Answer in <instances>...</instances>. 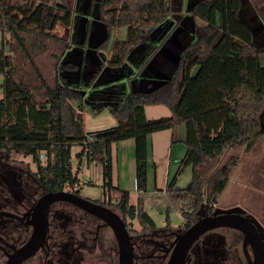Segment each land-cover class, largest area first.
<instances>
[{
    "label": "trees",
    "instance_id": "trees-1",
    "mask_svg": "<svg viewBox=\"0 0 264 264\" xmlns=\"http://www.w3.org/2000/svg\"><path fill=\"white\" fill-rule=\"evenodd\" d=\"M243 3L194 0L189 12L201 23L197 24L195 38L181 50L174 74L155 87L150 83L151 88L125 93L120 106L110 107L117 125L89 131L82 80L70 82L65 77L68 72L83 73L84 63L63 61L51 85L32 60L41 80V92L38 88L36 93L33 86L16 78L13 56L4 47L5 35L11 34L30 57L21 33L58 39L52 33L58 24H74L70 5L65 0H0V74L4 75L0 83L4 93L0 98V151L32 156L39 181L50 190H65L69 185L68 191L80 193L82 189L76 188L78 171L74 172L72 166V146L78 143L82 146L77 153L79 160L86 158L89 163L102 165L104 193L118 191V208L126 214L130 193L113 184V145L132 138L140 192L135 206L142 224L155 225L143 205L148 193V137L184 124L186 152L178 173L192 165L193 179L179 189L176 175L167 183L166 192L188 198L187 207L181 206V210L190 224L202 206L217 204L240 162L232 156L220 166L221 155L231 148L248 151L264 136V64L260 58L264 43L239 14ZM95 8L106 31L98 50H108L109 72L125 70L131 52L149 42L154 30L173 12L172 0H91V9ZM123 27L126 37L119 38L118 31ZM89 30L87 26V36ZM152 104L167 106L171 115L147 118L145 107Z\"/></svg>",
    "mask_w": 264,
    "mask_h": 264
},
{
    "label": "flooded vegetation",
    "instance_id": "flooded-vegetation-1",
    "mask_svg": "<svg viewBox=\"0 0 264 264\" xmlns=\"http://www.w3.org/2000/svg\"><path fill=\"white\" fill-rule=\"evenodd\" d=\"M94 25L90 19L89 32ZM87 26L83 34L86 36H77L78 43L85 40L86 45L90 44ZM37 171L38 168L19 163L12 154L0 151V264H121V244L113 227L116 223L120 226L119 220L125 223L131 237L133 264H168L186 231L199 218L214 215L218 208L217 204H205L190 224L185 219L179 227L168 224L159 228L156 223L142 224L137 207L132 219L129 207L126 214L118 208V200L114 203L111 197L92 199L82 192L76 193L110 207L119 216L118 220L112 215L105 219L81 201L56 200L48 204L49 194L59 191L40 182ZM249 214L252 212L247 209L244 215ZM258 222L253 231L254 243L235 228L206 231L189 248L185 264H255L256 254L260 252V259L263 256L264 245V224Z\"/></svg>",
    "mask_w": 264,
    "mask_h": 264
},
{
    "label": "rangeland",
    "instance_id": "rangeland-1",
    "mask_svg": "<svg viewBox=\"0 0 264 264\" xmlns=\"http://www.w3.org/2000/svg\"><path fill=\"white\" fill-rule=\"evenodd\" d=\"M193 1L194 0H172V14L165 22L155 29L151 35V40L143 44L144 46L140 49V56L137 57L139 65L142 66V64L147 63L150 60L147 67L149 68V71H154V67L158 64V59L161 61L160 55H157V52L163 45H167V42L165 44L164 42L167 40L168 36L171 35L169 41H167L170 43V46L173 45L171 51L173 53L170 55L168 67L170 70H173L174 74L181 50L185 44L191 42L195 38L197 24L201 23L198 19L195 21L189 12L190 5ZM65 2H67L71 8H74V4L76 5V0H65ZM244 2H248L249 4L247 7H243L239 14L243 19L248 20L251 25H254L253 28H255L254 31L257 35L256 37L258 39V37L262 35L259 39L261 40L260 43L263 44L264 0H244ZM257 17L259 21L257 20ZM92 19L95 23V28L93 31H90V46H92V41L97 42V38H102V36H104L102 29L103 24H100L99 26L98 19L94 17H92ZM76 21L70 27L58 24L52 31L58 39L46 38L32 32H22L21 35L25 38V44L29 50L30 57L22 52L18 41L11 34H6L4 38V47L5 50L13 56L16 68V78L33 86L35 92L38 93L40 91L39 86L41 85V80L36 69L32 66V60H34L46 81L51 85L55 84L56 78L59 75L58 66L60 63L70 59L79 63L83 56V49L79 47L80 50L74 51L73 48L74 44L78 43L75 41L78 40L77 36L81 34V36L85 37L86 35H83L85 33V23L82 22L81 24V22L77 21V23ZM177 24L178 26L176 28ZM121 32L122 36L125 38L126 28H121ZM164 46L162 48H164ZM156 49L158 50L156 51ZM107 51L108 50L106 49L104 52L105 55L107 54ZM153 54L154 56L151 57ZM260 58L264 64V53L261 54ZM87 67L89 68L90 65L88 64ZM136 70L137 69H135V71ZM3 79L4 75L0 74V83L3 82ZM149 82V78H138V80L135 78L130 81V83H127L126 86H128L130 90L151 88ZM152 84L154 85V83ZM36 90H38V92ZM3 94V90L0 88V98L3 97ZM37 96L40 97L38 94ZM170 113V109L165 105H153L148 108L149 116L162 117L169 115ZM262 119L264 122V113ZM180 131V128L177 126L173 137V144L175 143V146L172 152L170 150L169 139V134H171L172 130H161L154 134V159L157 163V180L156 184H154L153 172L155 167L151 161L150 184L148 187V193L143 200V205L144 209L151 215L159 228H165L168 224L172 227H179L185 223L186 219L181 210V206L187 207V203H189L188 198H182L178 195V192H166L168 177L172 180L177 175L175 186L179 189L187 187L193 179L194 171L192 165L185 166L178 173V169L184 157V155L180 157L181 150L179 148V143H182V147H185L184 149H186V145L181 142ZM81 150L82 146L80 144H73L72 166L74 172L78 171L79 158L77 152ZM134 152L135 151L131 153V156L133 157H135ZM12 155L19 163H24L34 169L37 168V164L33 161L32 156L21 154ZM125 156H130L127 151H125ZM232 156H237L240 162L234 169L229 185L217 202V206L224 209L236 205L242 206L243 208L250 210L252 214L264 224V136L248 151L233 148L226 150L220 157L219 165H224ZM124 164L127 168L124 167V174L122 175L123 181L125 186L129 187L127 190L130 193V202L135 205L140 200V194L138 193L135 180L136 175L134 177L135 164L128 160H126ZM126 171H129V174H127ZM114 175L116 181L118 175L117 164L115 165ZM114 191L111 194L103 193L101 198L104 197V199L107 200L111 197L112 201L115 203L119 197L117 196L116 191ZM85 192L86 187L82 189V194L85 195ZM136 223L137 221L134 222L135 225Z\"/></svg>",
    "mask_w": 264,
    "mask_h": 264
},
{
    "label": "crops",
    "instance_id": "crops-1",
    "mask_svg": "<svg viewBox=\"0 0 264 264\" xmlns=\"http://www.w3.org/2000/svg\"><path fill=\"white\" fill-rule=\"evenodd\" d=\"M72 10H73V13L75 15L74 23L76 20L78 22H81V24H82V22H84L85 23L84 29H85L86 25L88 24V21L90 19H92V17L98 19L99 26H100V24H103L101 22V20L98 18L97 8H95L94 10L91 9V0H76V5L74 4V8H72ZM93 12H94V14H92ZM177 26H178V24L176 25V28H177ZM94 28H95V25H94ZM102 29H104L103 26H102ZM104 35H105V32H104ZM170 36H168V38H167L168 41H169ZM118 37L124 38L122 36L121 29H119V31H118ZM100 40H101V38L100 39L97 38V42H99ZM167 40L164 42V44L167 42L166 43L167 45L166 46L163 45L164 48H162L163 47L162 46L160 48V50H158V52H157V55H160L161 61H159V59H158V62H157L158 64H157V66L154 67L155 72L151 71V70L149 71V68L147 67L149 63L147 65H146V63H144L141 66L137 62V57L140 56L139 55L140 49L144 46L143 44H145V43H143V44L137 46L131 52V54L129 55V57L127 59V65H126L127 68L125 70L122 69V70H115L114 72L113 71L109 72L107 69L105 72L100 71L99 68H100L101 60L98 59V54H99L100 50H97L98 54L90 52L89 57H88L89 61H87V63H85V59L87 57L85 56V54H83V56L81 58L82 60H80V62L84 63L85 72H83L81 74H77L74 71L65 73L66 74L65 77L68 78L70 82H80V80H82V89H83L84 94H85L84 95L85 104L87 105V113H86L87 130L93 131V130H99V129H106V128L113 127V126L117 125V119L111 113L110 107L120 106L122 98L125 95V93L132 91L126 85H127V83H130V81H132L133 79L136 78V80H138V78H142V79L149 78V80H150L149 83H152L156 80L160 81V79L161 80L163 79V78H160L159 76H169V78L172 76L173 70L169 69L168 61H170V55H171V53H173V52H171L173 45L170 46V43H168ZM84 41L85 40H83V42L81 41L80 43H75L74 48H73L74 51L80 50L79 47H81V48L83 47L82 48L83 50L86 49L89 46V44L86 45V42H84ZM97 42H95V43L97 44ZM96 44H91V45L95 46ZM102 51H104V50H102ZM67 53H69V52H67ZM165 58H166V60H165ZM70 60H72V59H70ZM72 61H74V60H72ZM88 64L90 65V67L91 66L93 68L95 67V70H93V71L89 70L90 68L87 67ZM105 65H106V62H105ZM135 69H137V70L135 71ZM140 70H141V72H140ZM137 72H140V74L138 76H135V73H137ZM114 86H120V88L119 87L118 88H112ZM145 89H147V88H145ZM98 103L101 106L99 105L100 107L95 110V107H97L96 105ZM153 105H161V104H152V105H147L145 107L146 116L149 119H155V118L161 117V116L155 117V116H149L148 115V108L153 106ZM169 115H171V113ZM169 115H165V116H169ZM178 128H180V130H181L180 131V136H181L180 139L182 142V139L184 138V134H185L184 124L178 125ZM176 129H177V127L174 129H167V130H172L171 134H169L171 152L173 151L174 146H175V143L173 144V137H174ZM155 133L150 134L148 137V187L150 184L149 182H150V177H151V175H150V170H151L150 169V162L151 161L153 162L154 167H155L154 172H153V183L156 184V180H157V163L155 162V159H154V134ZM174 141H175V139H174ZM179 144H180L179 148L181 150L180 157H182L183 155H185L186 149H184L185 147H182V143H179ZM113 150H114L115 162H116V163H114L113 184L115 186L120 187L121 189L127 190V188H129V187L125 186L122 175L124 174V167L127 168L126 165L124 164L126 160H128L129 162H131V161L134 162L135 169H136L135 157L131 156V153L133 151H135V141L132 138L122 140V141L113 145ZM125 151H127L130 156L126 157ZM130 158H131V160H130ZM116 164L118 166V175H117V180H116L117 182L115 181V175H114ZM126 172H127V174H129V171H126ZM135 175L136 174H134V177H135ZM78 177L80 179L79 182L82 183L80 188L83 189L84 187H86L85 196L90 197L92 199H100L101 198V196L104 193V188H103L104 177H103V170H102L101 164H99L97 162H90L89 163V162H87L86 158H82V160H79ZM135 180H136V177H135ZM167 180L169 182L170 178L168 177ZM88 181H91L92 183L89 184ZM113 191L114 190L109 191L108 193L111 194ZM116 193H117V196L120 197V195H119L120 193L118 191H116ZM138 193L140 194L139 191H138Z\"/></svg>",
    "mask_w": 264,
    "mask_h": 264
},
{
    "label": "water",
    "instance_id": "water-1",
    "mask_svg": "<svg viewBox=\"0 0 264 264\" xmlns=\"http://www.w3.org/2000/svg\"><path fill=\"white\" fill-rule=\"evenodd\" d=\"M248 2H244L243 7L248 6ZM191 6L189 8V11L191 10ZM257 20L259 21L258 17ZM252 27L254 25H251ZM105 32V35L101 38L99 42L95 46H88L86 49H84L85 52L83 54H90L91 53H97L98 54V47L99 44L104 40L106 36L105 28L103 29ZM98 59L101 60L100 68L99 70L102 72H105L108 67L105 65L106 62V55L104 51L100 50L98 54ZM82 60V59H81ZM89 61L88 57L85 59V63ZM82 62H80L81 64ZM77 74H81V71H74ZM160 78H169V76H159ZM162 79V80H164ZM162 80H156L152 83H154L153 87L156 85H159ZM134 91V90H132ZM56 200H65V201H81L83 203H86L91 206V212L95 215L107 219V215H112L113 217H119L115 211H113L110 207L101 205L99 203L94 202L93 200H88L85 197L78 195L74 192H68L67 190H61L54 194H49L48 196V204L56 201ZM201 212V209L198 211V213ZM129 215L133 219L136 216V206L134 204L129 205ZM247 213V209L243 208L242 206L236 205L232 206L230 208L224 209L221 207H218L215 210L214 215L212 216H203L199 218L184 234L183 241L180 244L177 252L173 254L171 259L169 260L168 264H185L186 255L193 244V242L199 238L203 233H205L208 230L219 228V227H229V228H235L245 233L247 240L253 241V231L257 229V225H259V222L257 218L253 214H249L248 216H245L244 214ZM121 219V218H120ZM118 220V218H117ZM120 226H118V223L113 224L114 230L116 231V235L118 236L121 244V264H133V245L130 242V235L128 232L127 227L125 226V223L122 220H119ZM112 224V223H111ZM40 230H38L37 234ZM32 246V245H31ZM256 248V247H255ZM263 256L260 259L259 253L256 254V263L255 264H264V245H263ZM251 259V258H250ZM251 261V260H250Z\"/></svg>",
    "mask_w": 264,
    "mask_h": 264
},
{
    "label": "built area",
    "instance_id": "built-area-1",
    "mask_svg": "<svg viewBox=\"0 0 264 264\" xmlns=\"http://www.w3.org/2000/svg\"><path fill=\"white\" fill-rule=\"evenodd\" d=\"M91 139H92V137H91ZM81 185H82V183L79 182L76 188L79 189L81 187ZM68 189H70L69 185L66 186V189L65 190L68 191Z\"/></svg>",
    "mask_w": 264,
    "mask_h": 264
}]
</instances>
